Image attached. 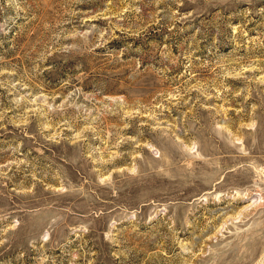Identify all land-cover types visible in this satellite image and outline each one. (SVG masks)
<instances>
[{
	"label": "rangeland",
	"instance_id": "obj_1",
	"mask_svg": "<svg viewBox=\"0 0 264 264\" xmlns=\"http://www.w3.org/2000/svg\"><path fill=\"white\" fill-rule=\"evenodd\" d=\"M0 264H264V0H0Z\"/></svg>",
	"mask_w": 264,
	"mask_h": 264
}]
</instances>
